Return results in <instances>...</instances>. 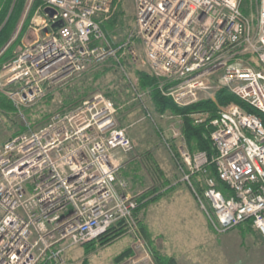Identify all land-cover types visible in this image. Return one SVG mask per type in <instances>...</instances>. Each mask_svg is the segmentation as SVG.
Instances as JSON below:
<instances>
[{"label":"built area","instance_id":"obj_1","mask_svg":"<svg viewBox=\"0 0 264 264\" xmlns=\"http://www.w3.org/2000/svg\"><path fill=\"white\" fill-rule=\"evenodd\" d=\"M45 1L42 36L0 71V92L15 114L25 119L24 109L55 82L109 60L121 65L139 41L162 96L179 107L210 100L218 107L210 121L212 157L190 150L182 116L161 115L171 121L170 137L160 134L181 182L216 233L249 221L264 237V123L239 104L216 100L226 89L264 113V0H251L255 19L243 11L244 0H134L135 24L120 44L102 28L115 0ZM46 7L57 10L53 19ZM56 21L63 25L53 28ZM117 116L116 104L96 93L38 128L26 121L25 131L0 144V264H74L65 241L85 245L118 225L133 239L123 264H156L137 212L141 194L119 177L121 154L134 144ZM191 116L195 123L208 118Z\"/></svg>","mask_w":264,"mask_h":264},{"label":"rangeland","instance_id":"obj_2","mask_svg":"<svg viewBox=\"0 0 264 264\" xmlns=\"http://www.w3.org/2000/svg\"><path fill=\"white\" fill-rule=\"evenodd\" d=\"M15 2L16 0H14L12 6H15ZM34 2L35 0L32 3L29 0L26 1L22 16L11 36V42H8L7 48L12 43H15V56L37 37L42 36V33L37 31L40 29V24L44 17L41 7L35 10L29 26L23 31L24 23L29 16ZM117 3H115L117 5L114 15L103 23L108 30L107 35L110 41L114 44L124 42L135 24L133 13L134 0H117ZM242 9L255 19L256 12L251 9V0H244ZM111 21H114V25H111ZM133 49L135 51L134 55L131 57L127 53L121 65L113 60H109L81 74H74L61 82H55L43 99L24 109L25 119L15 114L14 110L1 112L0 144L4 143L10 136L25 131L26 121L32 127L38 128L44 125L52 114L72 108L87 97L101 93L116 104L119 125L128 128V133L134 144V150L130 154H121L122 157L127 156V158H122V167L119 171V177L124 178L129 183L130 192L139 195L152 191L155 188L162 189L163 185L166 184L175 182L184 183L181 182V173L164 143V138L168 139L170 137L167 128L171 121L162 118V114L156 111L149 94L145 93L142 97H139L142 93H139L133 86L137 70L149 72L143 45L137 41ZM0 94L5 96L2 92ZM160 130L165 132L164 138L161 136ZM182 188L184 187L179 185L176 189L165 193V198H172L176 195H189L188 190ZM163 200L164 198L158 203L149 204L145 207V210L143 209L138 213L141 228L144 227L142 225L144 216L146 221H149L154 216V213L166 210L164 209ZM229 236L234 240L244 238L243 234H239V228L230 232ZM129 241H131L130 236H123L111 244L102 247L97 243L93 245H72L67 240L64 242V247L66 248L65 255L74 264H81L82 259L86 257L89 259V264H114L115 257L128 247ZM147 243L153 252L150 243L148 241ZM258 243L264 245L263 241H258ZM258 243L257 246L259 247ZM97 247L99 248L97 249ZM93 248L97 250L94 251L92 250ZM248 255L249 252L246 251L244 245L241 249H233L229 252L224 250L221 255L218 253L214 260L207 261L206 264H234V262H240L241 264L242 260L246 262L256 259L255 257L252 259Z\"/></svg>","mask_w":264,"mask_h":264},{"label":"crops","instance_id":"obj_3","mask_svg":"<svg viewBox=\"0 0 264 264\" xmlns=\"http://www.w3.org/2000/svg\"><path fill=\"white\" fill-rule=\"evenodd\" d=\"M133 13L135 17V6H133ZM122 158L126 159L127 156ZM179 185L186 188L189 195H176L172 198H165V193L176 189ZM164 191L166 192L158 195L150 204L158 203L164 198L163 203L166 210L154 213V216L149 221H146L144 216L142 223L144 225L143 234L145 238L149 236L146 240L150 243L152 249L159 250L165 255L173 256L179 264H206L207 261L214 260L218 253L221 255L224 250L229 252L233 249H241L245 245L246 251L249 252L248 256L256 259L246 262L242 260L241 264H264V245L258 243V241L264 242V237L252 227L249 221L236 227L239 228V234H243L244 238L234 240L229 236V233L236 228L223 234L216 233L212 223L199 206L187 184L171 183L167 189L162 190V192ZM123 236L130 235L124 234ZM132 240L131 237L128 247L122 253L128 250L131 251ZM118 256L115 257L114 264H123L126 259L117 262ZM86 258L88 259V257ZM238 263L240 264V262H234V264Z\"/></svg>","mask_w":264,"mask_h":264},{"label":"trees","instance_id":"obj_4","mask_svg":"<svg viewBox=\"0 0 264 264\" xmlns=\"http://www.w3.org/2000/svg\"><path fill=\"white\" fill-rule=\"evenodd\" d=\"M26 1L27 0H16L13 11L10 14V10L14 0H0V52L5 47V45L10 41L11 36L22 16V13L26 5ZM115 3H117V0L115 1ZM243 3H242V7H243ZM45 5H46L45 0H35L34 5L29 13V16L24 23L25 25L23 31L26 29L27 26H29L30 20L35 10L39 7L44 8ZM4 23L5 25L3 26ZM110 23L111 25H114V21H111ZM102 28L107 33L108 30L107 28H105L104 24L102 25ZM14 47H15V43H12L3 53L0 54V70L2 69L5 63L10 61L15 56ZM134 85L139 92H144L146 90L150 91L151 99L158 113L164 114L169 111L172 114L182 116L184 122L183 130L186 136L188 146L191 151H197V150L206 151L210 157L216 155V150L213 147L211 139L209 138V133L212 130V127L210 126V121L213 118L217 117L218 115V107L214 101L211 100L202 101L187 107H179L170 98L162 96L160 91L157 89L156 78L151 76L145 70L136 71V78L134 81ZM216 100L220 105H227L229 103L239 104L248 112L256 114L259 117H261L264 123V113L252 107L251 105L247 104L246 102H244L239 97L232 94L226 89L221 90L217 93ZM13 110L14 109L11 102L5 96L0 94V113L3 111L10 112ZM194 113H207L208 118L202 123H195L194 119L191 116V114ZM169 185L170 184H166L163 185L164 187L162 189L155 188L152 191H148L144 194H141L138 198L140 206L137 212L140 213L146 206L150 204L151 201L155 200L158 195H161L162 190L167 189ZM219 188L225 190L224 186L221 184ZM165 192L166 191H164L163 193ZM124 234H125L124 228L118 225L109 229L108 232L103 236H101L99 239L89 242L87 244L93 245L97 243L99 246H105L111 244L116 239L122 237ZM95 249L96 248H93L92 250ZM153 253L156 264H179L178 261L173 256L165 255L159 250L153 249ZM131 254L132 252L129 250L120 254L117 257V262L124 261ZM81 264H89L88 259L85 258Z\"/></svg>","mask_w":264,"mask_h":264},{"label":"water","instance_id":"obj_5","mask_svg":"<svg viewBox=\"0 0 264 264\" xmlns=\"http://www.w3.org/2000/svg\"><path fill=\"white\" fill-rule=\"evenodd\" d=\"M13 7H14V5L12 6V8H11V11H10V14H11V12H12V10H13ZM44 12L51 18V19H53L54 18V16L55 15H57V10H55L54 8H52V7H46L45 9H44ZM9 14V15H10ZM8 19V18H7ZM63 25V22L62 21H56L53 25H52V27L53 28H59V27H61ZM48 32H49V29L47 28V29H45L44 30V34H48ZM11 42V40L9 41V43ZM9 43L7 44V45H5V47L1 50V52H0V54L7 48V46L9 45Z\"/></svg>","mask_w":264,"mask_h":264},{"label":"bare ground","instance_id":"obj_6","mask_svg":"<svg viewBox=\"0 0 264 264\" xmlns=\"http://www.w3.org/2000/svg\"><path fill=\"white\" fill-rule=\"evenodd\" d=\"M253 12V11H252Z\"/></svg>","mask_w":264,"mask_h":264}]
</instances>
